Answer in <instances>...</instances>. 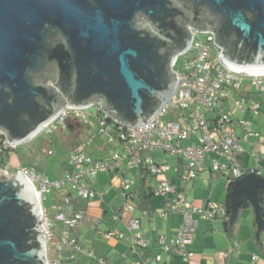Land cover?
<instances>
[{"label":"water","instance_id":"1","mask_svg":"<svg viewBox=\"0 0 264 264\" xmlns=\"http://www.w3.org/2000/svg\"><path fill=\"white\" fill-rule=\"evenodd\" d=\"M191 28L214 34L226 68L264 76V0H0V135L22 143L98 100L118 123L146 124L176 91ZM262 189L254 173L234 181L231 224L247 200L264 231ZM42 223L31 182L0 169V264H47Z\"/></svg>","mask_w":264,"mask_h":264},{"label":"built area","instance_id":"2","mask_svg":"<svg viewBox=\"0 0 264 264\" xmlns=\"http://www.w3.org/2000/svg\"><path fill=\"white\" fill-rule=\"evenodd\" d=\"M190 30L193 43L185 53L177 56L172 66V71L179 77L176 91L146 124L136 128L120 124L102 109V100H98L85 109L64 107L22 143L8 142L5 136H0V169L11 177L10 165L6 162L2 165L5 152L34 145L40 136L51 135L58 129H70L69 120L73 128L87 129L90 135L87 141L71 147L63 178L52 181L41 176L35 168L23 166L13 175L21 172L37 193L47 243V264H68L76 261V255L86 256L97 264H107L105 258L85 250L77 235V229L86 217L79 202L96 197L104 199V194L90 187L99 174L119 176L117 188L123 192L125 200L124 206L112 217L116 227L103 232L102 236L108 241L121 240L129 234V253L139 258L141 264L159 262L161 252L180 256L184 262L191 263L195 255L188 247L194 242L199 222L216 218L230 220L223 204L209 203L198 208L189 201L190 183L201 174H217L224 177L227 184L234 183L244 174L261 175L255 168L245 172L241 155L244 152L242 142L258 136L253 130V122L245 116L250 115L252 119L261 112V103L256 96L264 93V76L242 75L226 68L219 60L222 49L214 43V34ZM201 34L207 35L205 41L200 39ZM184 56L191 58L185 60L182 72L175 71L176 63ZM245 82L256 91H240ZM235 95H238L237 100ZM102 138L115 145L116 150L104 158L94 159L87 149ZM47 154L52 156L54 152L49 148ZM133 172L135 179L128 176ZM139 176L153 180L154 184L148 187H152L154 197L164 199L161 218L169 214L182 218L178 233L171 241L167 242L163 236L159 238L156 255L151 254L150 241L144 240L139 232L141 220L133 215L136 210L133 202L137 197L134 187ZM54 191L61 192L51 206L56 212L55 220L64 226L58 236L49 209L45 207L47 196ZM119 225L125 231L119 229ZM232 253L233 249L227 251L225 258ZM252 261H258V257L253 256Z\"/></svg>","mask_w":264,"mask_h":264},{"label":"crops","instance_id":"3","mask_svg":"<svg viewBox=\"0 0 264 264\" xmlns=\"http://www.w3.org/2000/svg\"><path fill=\"white\" fill-rule=\"evenodd\" d=\"M263 94L256 96L258 101L261 103L260 114L254 116V118L252 119L250 115L245 116L246 119H250L253 122V130L258 133V136L251 137L248 142H242L244 152L241 155V164L243 170L245 172H248L253 168L258 169L261 172L262 177H264V119L262 116L264 114V100L262 97ZM81 130L82 129H80V131ZM5 162L10 165L11 169L13 168L10 161ZM19 167L13 169L16 170ZM205 173H209V180L215 179V174H212L210 172ZM132 174L134 175V177H136L135 172H133ZM199 178H201V176L190 183V186L191 184L193 186L192 189L195 190L196 186H200L201 183H203V181L199 180ZM148 180L151 179H145L144 177L139 176L136 179V184L134 187L135 191L139 193L142 190L141 188L143 186H150L148 185ZM96 181H98L99 184H97V182H95L93 179L90 187L95 192L104 194V199L101 200L99 197H96L95 199L87 202H79L80 208L86 214L85 220L77 229V235L80 243L85 249H87V251L89 250L88 252H93L97 256L105 258L107 264H141L139 258L129 253V248L131 246V237L129 234L126 233L125 237L121 240L113 239L108 241L102 236L103 232L116 227L112 218L107 219L106 215L108 214V210H104L101 203L106 202L108 207L107 209H112V211L114 210V212L118 211L119 208L110 207V201H108L107 195L110 194L112 187H115L114 189H118L117 187L120 181V177L114 173H103L99 174L96 177ZM138 181H140V183ZM223 183L225 185L227 197V183L226 181H224ZM108 186H111V189L109 191L106 190V187ZM191 191L192 190L190 189V192ZM58 197L59 195L57 196V198ZM188 199L194 206L198 208H204L209 203H215L212 202L209 198L206 200L196 199L195 201H193L190 193ZM225 200L222 203L218 204H223ZM133 204L138 209V197H136ZM148 209H139L142 213L141 217H137L141 220V228L139 232L143 236L144 240L150 241L151 254L156 255L159 251V238L163 236L166 238L167 242L171 241V239H173L178 233L182 218L177 214H169L166 218H161L159 214L164 210V199L160 197L151 198L149 200ZM252 212V209L243 211V213H246L245 217L246 219H248V222L245 226L244 224L240 226L238 225V223L233 236H230L225 232L224 220L221 218L203 221L204 224L202 226L200 221L199 227L196 230L194 236V242L191 246L188 247V250L195 255L191 263L184 262L180 256L161 252L160 261L155 262L154 264H264V260H261L260 258H258V261L256 262L252 261V257L250 261L245 260L246 254L244 253V247H247L246 242L250 240L255 247L254 249H257V251L261 252V254H263L264 256V252H262V250L259 248L255 239V216L254 212ZM105 218L108 221L106 226L107 228L102 230L100 227L103 224ZM118 228L122 231H125V228L122 225H119ZM85 230L88 231V235L84 234L83 231ZM93 232L96 233V238H93V241L90 242L89 248L87 246V238ZM94 239H98V241ZM231 249H233V253L230 257L225 258L224 254ZM77 258L78 257L76 255V260ZM82 258V261L78 260L79 264H97L86 256H83Z\"/></svg>","mask_w":264,"mask_h":264},{"label":"rangeland","instance_id":"4","mask_svg":"<svg viewBox=\"0 0 264 264\" xmlns=\"http://www.w3.org/2000/svg\"><path fill=\"white\" fill-rule=\"evenodd\" d=\"M207 35L201 34L200 39L205 41ZM191 56L187 57H180L179 61L175 65V71L182 72L185 60H189ZM240 91H248V92H255V87L251 86L249 82H245V84L242 86ZM263 100H264V94H263ZM238 99V95H235V100ZM93 113H95L94 109L92 110ZM264 111V110H263ZM264 113V112H263ZM264 119V114L262 115ZM80 124H83L80 121ZM79 134V132H78ZM4 136V135H0ZM90 138V135H88L87 129H82L80 131L79 136L74 132H72L71 129H58L55 133L49 135L45 134L40 136L38 139L35 140V143L33 146L31 145H23L19 146V148L16 151H7L2 156L4 157L5 161H10L13 168L23 166V167H33L38 170L39 174L43 177H46L52 181L59 180L65 176L66 170L68 169V158L70 154L71 145L75 143L76 141L85 142ZM184 145H186L184 143ZM52 149L54 154L52 156H49L47 154L48 149ZM116 150L115 145L108 144V141L104 138L97 139L94 144L87 149V152L91 154L92 158L94 159H101L109 155L110 152H113ZM3 165V164H2ZM11 169V174H15L16 170ZM128 176L131 179H135L134 175L132 173H129ZM201 178L199 180L203 181L200 186H196L195 190L192 189L193 186L191 184V192L190 195L195 201L198 200H206L211 199L212 202L215 203H222L225 200L226 197V191H225V185L224 177H220L219 175L215 174V179L209 180V173H204L200 175ZM98 180V179H97ZM221 180V181H220ZM94 181L99 184L98 181H96V178H94ZM140 183V181H138ZM154 181L148 180V185L153 184ZM115 188V187H114ZM112 187V190L110 191V194L107 195L108 201H110V207H116L121 208L125 204L123 192L114 189ZM111 186L106 187V190H110ZM63 193V192H62ZM59 194H61L60 191H54L51 194L47 196V200L45 202V207L49 209V216L53 219L54 225H55V235H60L62 230L64 229V226L61 222L55 220L56 212L51 210V206L55 204V197H57ZM102 207L104 210H108V214L106 215L107 219H110L114 215V210L112 211L107 209V203L102 202ZM253 213V212H252ZM251 213V214H252ZM246 213H243L240 216L238 220V225L244 224V226L247 224L248 219L245 217ZM134 217H141L142 213L139 209L136 208L134 212ZM103 218V216H102ZM107 220L105 218L103 224L101 225V229H106L107 227ZM204 224L203 220H201V226ZM85 235H88V231H83ZM96 233H91L89 237L87 238V246L90 248L89 244L91 241H93V238H96ZM97 240L98 239H94ZM89 242V243H88ZM247 247L245 248V260L250 261L251 257L253 255H256L261 260H264L263 254L261 252L257 251V249H254V245L252 241H248ZM249 243V245H248ZM251 247V248H250ZM87 250V249H85ZM89 251V250H88ZM65 252H68L67 249H65ZM77 260L70 262L68 264H79L78 260L82 261V257L80 255H77Z\"/></svg>","mask_w":264,"mask_h":264},{"label":"trees","instance_id":"5","mask_svg":"<svg viewBox=\"0 0 264 264\" xmlns=\"http://www.w3.org/2000/svg\"><path fill=\"white\" fill-rule=\"evenodd\" d=\"M72 132L73 133L75 132L79 136L78 132H80V129L74 128L72 130ZM79 142H80L79 140L76 141L75 143H73L71 145V147L77 145ZM4 163H5V160L2 161V164H4ZM259 177H262V175H260ZM141 189L142 190L139 193H136L137 197L139 199L138 209H142V210L148 209L149 200L154 197V195L152 193V187L143 186ZM233 189H234V183L227 184V197H226L225 202L223 203L225 210H226V213H227V216L231 215L230 205H231V192L233 191ZM258 193H259L261 206L263 207L262 215L264 217V189L259 190ZM248 209H252V206L247 200H244L242 206L240 207L239 217H238L237 221L235 223L231 224L229 220H224V229L228 235H230V236L234 235V232H235V229H236V226L238 224V220L241 216L242 211L248 210ZM254 226H255V230H256L255 239L257 241V245L262 250V252H264V240H263L264 231L262 233L258 234L257 233V226L255 223H254Z\"/></svg>","mask_w":264,"mask_h":264}]
</instances>
